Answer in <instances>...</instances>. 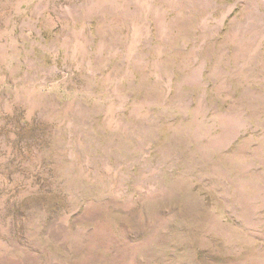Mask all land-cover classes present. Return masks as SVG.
<instances>
[{"label": "rangeland", "instance_id": "1", "mask_svg": "<svg viewBox=\"0 0 264 264\" xmlns=\"http://www.w3.org/2000/svg\"><path fill=\"white\" fill-rule=\"evenodd\" d=\"M0 264H264V0H0Z\"/></svg>", "mask_w": 264, "mask_h": 264}]
</instances>
